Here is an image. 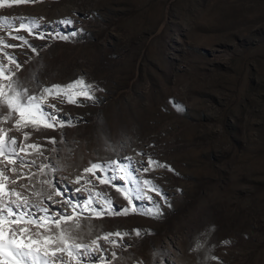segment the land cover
Segmentation results:
<instances>
[{"label": "rangeland", "instance_id": "374dc122", "mask_svg": "<svg viewBox=\"0 0 264 264\" xmlns=\"http://www.w3.org/2000/svg\"><path fill=\"white\" fill-rule=\"evenodd\" d=\"M0 17L14 25L20 17L40 18L35 32L44 39L23 30L12 33L24 36L38 54L0 30L8 44L17 45L4 52L20 63L13 79L25 94L38 96L43 86L81 76L94 88V101L81 97L79 106L51 96L44 102L55 104L60 119L72 126L18 130L11 119L0 122L8 130L5 143L15 138V146L24 148L13 158L28 165L20 169L25 178L6 182L5 191L14 188L31 204L46 205L55 219L56 213L71 214L73 206L79 214L61 228L70 232V244L89 250L81 248L76 258L59 253L63 259L264 264V0H7ZM64 18L72 23H60ZM0 112L8 114L3 105ZM24 133H30L27 140ZM149 156L167 167L133 172L126 180L119 172L109 179L110 170L85 172L90 163L126 164L127 157L137 168L140 162L148 167ZM0 161V168L15 167L4 157ZM42 165L49 166L43 174ZM19 174L7 172L9 178ZM145 179L163 196L126 182ZM57 189L62 195L49 200ZM96 193L111 201L110 208ZM157 205L159 215L145 214ZM125 208L127 214H107ZM117 231L132 233L122 240L111 237L127 247L102 238Z\"/></svg>", "mask_w": 264, "mask_h": 264}, {"label": "snow or ice", "instance_id": "6c2138e0", "mask_svg": "<svg viewBox=\"0 0 264 264\" xmlns=\"http://www.w3.org/2000/svg\"><path fill=\"white\" fill-rule=\"evenodd\" d=\"M12 3H33L36 0H11ZM7 3V0H0V7L4 6ZM18 25H14L11 20L6 17H0V30L5 31L12 39H18L22 41L21 46H27L31 49L33 53L38 54V49L31 45L29 41L24 36H15L12 35L15 31H27L30 35L36 34L37 38L44 39V36L36 33L35 29L38 27V19L40 18H25L20 17ZM25 20L30 21L29 23H24ZM60 23L65 25H70L72 21L68 18H64ZM76 33H72L75 35ZM67 38V37H62ZM9 47H17V45H10L6 42L3 36H0V105H3L7 108L8 114L4 115L0 112V122H6L12 120L13 126L17 127L19 130L23 127H28L31 125L37 130L41 125L45 127H65L72 126L71 120H62L59 117L60 109L56 108L55 104H50L47 107L44 106L46 99L51 96L53 99H59L61 103H69L80 105V98L83 97L86 100L94 101V88L93 85L87 83L83 76L77 77L75 80L68 82L67 84H52L48 86H43L40 95H27L25 91L21 88L18 80H14L13 76L15 71L21 67L20 63L17 62L15 56L4 52V49ZM4 59L8 63H4ZM9 65H14L15 67H9ZM177 110H182V106L178 103L175 104ZM48 109H52L49 111ZM18 117V118H13ZM8 130L0 128V157H4L9 164L15 165L11 169L0 168V264H69V262L59 253H66L69 257L76 258L79 250L84 249L85 253L88 252V245H81L78 243H69L71 239V234L67 228H61V222L66 220H72L73 216H78L79 214L75 212V206H73V212L67 216L63 213H56V216L59 219H55L49 215V209L46 205H35L31 204L29 198L23 196L22 193L16 191V189H9L5 191L6 182H10L15 185L18 179H24L25 174L20 172V169L28 166L25 164L23 158L13 156L19 151H23L24 148L20 147L19 149L15 146V138H10L7 143H5L4 135ZM30 136V133H24V139L27 140ZM50 142L55 144L57 143L55 138H49ZM63 141V136L62 140ZM27 147L34 150H38L39 146L36 144H30ZM128 163L118 164L116 161L106 162L104 164L100 163H90V167L85 169V172H90L95 175L94 170H99L102 173L107 171H112L114 175L109 179H116L115 173H122L119 175V179L126 180V178L132 175L133 172L148 171L150 167H167L165 165L159 164L158 161H155L152 157H147L148 167H144V162H140L141 166L137 168L135 162L132 161L131 157H127ZM2 162V161H0ZM35 161H32L34 164ZM113 165H116L113 167ZM48 165H42L38 170L40 173H44ZM171 170V169H169ZM11 171L13 173H20L19 176H14L9 178L7 172ZM30 179V176L28 177ZM80 177L76 179V183L80 182ZM100 179V177H97ZM103 183L104 180H101ZM126 182H135L142 183L143 188L141 192L154 191L157 195L163 196L161 190L151 181L139 180L126 181ZM41 183L51 184L50 181L44 180ZM91 183V181H88ZM39 195V194H37ZM53 195H62L59 189L55 193H50L48 199L52 200ZM97 197L104 199L105 204L111 206V201L103 197L101 193L95 194ZM140 193H138V196ZM7 197V199H6ZM11 197H15L12 199ZM166 199V197H164ZM151 200V197H148ZM65 203L72 206L71 201H65ZM91 203V197L89 204ZM153 204H156L153 201ZM38 208L44 213L43 216H36L35 212L32 209ZM95 215L99 216L102 213L96 212L95 209H91ZM128 209L125 208L121 211H109L107 214H127ZM152 215H159V207L156 206L155 212L145 213ZM15 217V219H13ZM23 226H20V225ZM12 225H17L12 227ZM34 225L35 228L30 227ZM78 221L75 222L74 227L79 228ZM44 229V232H40L38 229ZM57 229L58 231H51L52 228ZM133 232L136 236L142 235V230L134 229ZM132 233L128 232H112L106 234L103 239L108 243L113 244L114 246L127 247L128 245H117L116 241L111 239V237L116 236L121 240L125 235H131ZM93 244H96V241H92ZM223 243L228 244V241ZM97 247H99L97 245ZM199 247V244H197ZM115 255V253H113Z\"/></svg>", "mask_w": 264, "mask_h": 264}]
</instances>
